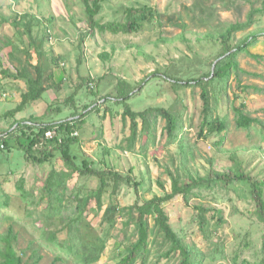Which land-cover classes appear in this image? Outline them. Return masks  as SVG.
Masks as SVG:
<instances>
[{
  "label": "rangeland",
  "instance_id": "374dc122",
  "mask_svg": "<svg viewBox=\"0 0 264 264\" xmlns=\"http://www.w3.org/2000/svg\"><path fill=\"white\" fill-rule=\"evenodd\" d=\"M194 1L105 0L102 11L97 16L100 23L122 20L123 8L138 6L140 2L150 4L161 13L160 24L145 22L136 32L114 34L109 30L90 31L80 0H0V114L14 108L21 98V92L26 89L25 82L15 79L13 74L20 65L19 61L26 64L28 56L25 49L28 48L33 64L40 62L46 74L49 70L52 71L54 85L50 86L39 101L26 107L27 110L22 112L26 113L25 117L29 114L35 117L45 114L47 120L65 118L74 111V106L67 102L72 92H75L76 106L81 108L84 102L90 100L86 97L82 85L87 76L93 78L89 86H94L96 78L105 75L94 88L95 91H100L101 95L114 94L116 84L120 79H124L132 89V95L126 99L132 110L166 107L180 116L183 126L181 136L188 142L193 152V158L189 162L191 172L197 171L204 175L210 168L209 158H213V165L216 167L228 170L230 167L236 168L240 165L256 179L264 178V130L257 127L236 128L233 109L244 102L247 113L264 120V59L257 60L245 53L239 54V65L244 70L239 75L242 85H252L253 88L259 89L250 87L243 91L232 79L226 94L218 96L217 110L220 115L227 114V130L214 133L207 138L198 136L202 117L200 88L189 86L174 88L162 78L163 68L173 59L184 56L193 58L195 52L197 56L207 61L211 60L220 49V45L218 42L205 41L198 36L208 29L218 33L230 22L245 20L251 6H261L262 0L250 2L233 0L228 9L221 8L220 3H217L216 9H211L209 4L214 0L202 1L204 12H199L197 7L196 11L208 26L200 25L198 21L192 24L186 16L185 7L192 5ZM25 12L32 13L41 22L32 28L33 39L16 32L10 23L16 13ZM50 16L53 17V23L46 28V19ZM179 17L190 26L184 28L180 26L183 21ZM47 29L48 36L44 33ZM257 29H264V14L257 16L255 23L247 31L237 32L234 42L240 40L248 31ZM181 32L184 33V39L180 38ZM38 48L40 54L37 52ZM248 49L251 53L264 56V35L259 36L256 43ZM103 53L107 54L106 59L102 58ZM52 58L58 60L54 62ZM205 65L208 63H204L203 66ZM2 69H7L8 74L3 73ZM205 69L207 70L208 66ZM151 75L154 77L150 78ZM50 82L52 81H47L48 84ZM235 94L237 97L233 101ZM102 100L97 103L101 105L100 111L89 112L79 125V141L70 147L76 156L75 162L79 163L83 158H88L94 162V167L115 169L124 175L130 174L129 170L133 168V175L137 180L141 179V183L138 189L132 184L120 185L115 200L122 206L149 199L153 195H162L164 192L158 184L160 176L165 189L170 190V180L161 166L166 164L170 166L171 162L178 164V151L175 143H167L166 133L162 129L164 120L161 117L156 119L154 144H149L146 138L139 136L135 148L129 151L126 138L131 133L130 119L122 118L124 104L115 103L110 97L105 104ZM48 106L51 107L49 110ZM150 117L153 120L154 116ZM2 125L7 126L8 120ZM140 127L141 120L138 119L139 134ZM223 133L222 144L215 145ZM19 141L25 143L24 138H20ZM6 142L8 147L0 149V216L6 214V217L0 222L5 227L15 220L14 229L19 233L17 246L25 247L29 241H33V246L38 247L37 244L46 242L43 229L53 227L43 219L46 202L38 200L43 180L51 170H65L69 173L70 169L57 155L50 161L35 163L25 158L24 149L18 146L13 137H7ZM144 142H147V146L142 145ZM144 150L147 152L146 155L143 154ZM20 177L25 180V198L16 189ZM65 185L64 207L60 217L63 223L75 214V202L71 201L69 194L76 189H80L81 193L93 191L97 189L99 180L95 176L81 177L78 172H70ZM5 194L9 197L7 206L3 205ZM103 197L107 203L109 192ZM199 202L221 209L227 219V223L213 233L210 240L205 239L198 229L194 205ZM163 206L170 216L174 229L182 234H190L196 245L208 255L209 258L205 259L204 264H233L229 257H226V253L230 254L236 248L239 241L236 236L242 237L244 233L251 239V247L240 256L248 258L250 260L248 264H255L253 252H258L262 246L261 234L264 224L257 218L246 183L234 182L223 190L192 189L187 203L183 195L178 194L163 202ZM85 216L86 219L81 223V254L85 252L84 246L94 244L97 236L105 235L106 228L100 223V215L94 216V212L88 211ZM214 220L212 219L211 223ZM54 221L56 228L62 225V222ZM152 224L153 220L150 219L149 225ZM121 229L122 219L119 217L110 235L104 236L106 243L101 257L91 264L119 263L118 253L122 249L118 247L117 242ZM58 236L64 237L65 231H59ZM218 243L225 250L224 257L218 258L214 253L215 244ZM40 252L44 254L41 264H49L58 249L46 242L44 246H40ZM71 259L69 264H74V257ZM174 262L173 259L169 261L164 257L160 260V264Z\"/></svg>",
  "mask_w": 264,
  "mask_h": 264
},
{
  "label": "trees",
  "instance_id": "16d2710c",
  "mask_svg": "<svg viewBox=\"0 0 264 264\" xmlns=\"http://www.w3.org/2000/svg\"><path fill=\"white\" fill-rule=\"evenodd\" d=\"M104 1L80 0L87 27L92 32L97 29L100 32L109 30L114 34L119 32L129 33L136 32L145 22L160 24L161 13L145 2H140L138 6L124 7V15L120 21L100 23L97 16L102 11ZM202 1L206 2L208 0H195L192 5L186 6V16L192 24L198 21L200 25L208 26L206 21L196 11L197 7L199 12H204L201 6ZM232 1L214 0L213 2L210 1L209 6L211 9H216L217 3H220L221 8L228 9ZM246 1L250 2V0ZM263 14L264 0H262L261 6H251L246 13L245 20L230 22L218 33H214L209 29L207 32L201 33L198 38H203L205 41L212 43L218 42L220 45V49L211 60L207 61L197 56V53L194 52L193 56L195 57L184 56L179 59H173L163 68L162 78L171 87L181 88L189 86L200 88L202 117L198 136L207 138L209 135L222 133L227 130V114L220 115L217 110L218 96L222 97L226 94L232 79L237 82V86L243 91L250 87L253 88L252 85H242L241 83L239 75L244 70L239 65L238 57L240 53H245L257 60L264 59V56L251 53L248 49L256 43L259 36L264 35V29L250 30L237 42H234V39L237 32L247 31L255 23V18ZM179 18L182 20L181 17ZM182 21L183 24L181 23L180 26L183 28L190 26L184 20ZM10 23L16 32L21 35L26 34L33 39L32 28L41 22L32 13L25 12L16 13ZM46 23V28H49L53 23V17L47 18ZM44 33L48 36V29ZM180 38L184 39L183 32H181ZM161 39L163 40V38ZM32 41L34 42V40ZM25 52L28 56L25 61L26 64L19 61L20 65L16 68L13 76L17 80H23L26 84V89L21 92V98L14 108L0 114V117L4 120H8L7 126H0V149L8 147L6 138L11 136L15 139L18 146L24 149L26 159H31L39 164L50 161L57 155L62 159L64 165L70 169V172H78L81 177L95 176L99 180L97 189L93 191L81 193L80 189H76L69 194L71 201L75 202V214L71 217L68 216V220L64 223L60 217L64 207L66 177H69L70 172L51 170L43 180L38 200L46 202L43 210V219L44 222H48L53 226L50 229H43V236L47 243L53 244L58 249L49 264H58L59 262L60 264H69L73 257L74 264H78V262L79 264H91L97 261L105 249L106 238L104 236L110 235L119 217L122 219V229L117 243L122 250L120 249L121 251L118 253L120 257L118 264H160L162 257L169 261L173 259L175 261L174 264H204L208 255L196 245L190 234H182L174 229L170 216L163 206V202L178 194H182L184 201L187 203L188 195L192 192V189L213 188L223 190L234 182H244L249 186L250 199L255 206L254 211L257 218L264 224V178L256 179L240 165L236 168L230 167L228 170L223 167H216V165H213V158H209L210 168L204 175H200L197 171L195 173L191 172L189 162L193 158V152L188 142H185L183 136H181L183 126L180 116L166 107H148L139 111L132 110L126 103V99L132 95V89L130 84L124 79L118 81L114 94L101 95L100 91H95L94 88L97 82L104 79L105 75L96 78L94 86H89L93 78L91 76L85 77L82 85L85 88L86 97H89L90 100L84 102L79 108L75 104V92H72L68 96L67 102L74 106V111L61 120H47L45 119V114L29 118H15L18 112L23 111L26 106L39 101L42 95L51 88L50 86L54 85L52 71L50 72L49 70L46 74L45 68L40 62L33 64L30 61L28 48L25 49ZM37 52L40 54L39 48ZM102 58L106 59L107 54L103 53ZM52 60L55 62L58 59L52 58ZM215 60L217 62L211 75L212 64ZM206 62L208 65L203 66ZM206 66H208L207 70L205 69ZM45 67H48V65H45ZM7 69H2L1 71L8 74ZM153 77L154 75L150 76V78ZM48 80L52 82L48 84ZM109 97L115 103L124 104L121 113L122 118L125 120L129 117L130 119L131 133L126 138L129 151L135 148L136 139L139 136L146 138L149 144H154L156 139V119L161 117L164 120L165 123L162 129L166 133L167 143H175L177 146L178 164L171 162L170 166L167 164L161 166L163 167L162 171L170 180V190H166L161 176L158 178V184L164 192L162 195H153L149 199L122 206L115 200V195L119 191L120 185L123 183L132 184L135 189H138V185L141 183V179L137 180L133 175V168H130V174L124 175L115 169L94 167V162L88 158H83L79 163L75 162L76 156L71 152L70 147L73 143L79 141V133L76 136H73L72 133L78 132L80 123H83L84 117L89 112L100 111L101 105L97 103L101 99H103L102 101L105 104ZM236 97L237 94H235L233 101ZM213 99L214 101H212ZM50 108V106L47 107L48 110ZM233 109L236 128L250 129L257 127L264 130V120L247 113L244 102H241ZM150 116H154L153 120ZM138 119L141 120V134H139L138 130ZM48 130H55V135L52 138L45 136ZM20 138H24L25 143L22 144L19 141ZM223 139L224 133L215 142V145L220 146ZM147 142L142 145L147 146ZM143 154L146 155L147 152L144 150ZM24 184V178L20 177L17 180L16 189L23 198L26 197ZM108 192L109 200L106 203L103 196ZM8 200V194H5L4 206H7ZM194 209L197 212L198 229L207 240H210L211 235L216 233L223 224L227 223L223 211L215 206H205L202 202H199L194 205ZM88 211L94 212V216L100 215V223L106 227L105 235L97 236L94 244L84 246L85 252L81 254V223L86 219L85 213ZM5 217L6 214H2L0 220L5 219ZM7 217L12 219L10 216ZM150 219L153 220L151 226L149 225ZM212 219L215 220L211 223ZM54 220L62 222V225L56 228ZM15 223V220H13L12 223L9 222L3 227L0 222V264H41L44 254L40 252V246H44L46 242L39 243L40 245L37 244L38 247L33 246V241H29L25 247L17 246L19 233L14 229ZM59 231H65V236L59 237ZM261 235L262 246L258 252H253L255 264H264V226ZM216 238L218 239V237ZM236 239H239L236 248L230 254L226 253V257H229L233 264L250 263L248 258H241L240 255L251 247V239L247 236V233H244L242 237L236 236ZM215 246L214 253L217 257H224L225 250L222 245L218 243Z\"/></svg>",
  "mask_w": 264,
  "mask_h": 264
},
{
  "label": "crops",
  "instance_id": "0c3cea01",
  "mask_svg": "<svg viewBox=\"0 0 264 264\" xmlns=\"http://www.w3.org/2000/svg\"><path fill=\"white\" fill-rule=\"evenodd\" d=\"M30 105H31V104H30ZM30 105H28V106H30ZM26 107H27V106H26ZM26 107H25V109H24L23 111H26V110H27ZM23 111L18 112V113L15 115V118L20 119V118H29V117H32V116H33V115H30V114H29L28 117H27V116L25 117V114H26V113L23 114V113H22ZM5 121H6V120H4L3 118H1V119H0V126H1L2 123L5 122Z\"/></svg>",
  "mask_w": 264,
  "mask_h": 264
},
{
  "label": "built area",
  "instance_id": "2783aa9c",
  "mask_svg": "<svg viewBox=\"0 0 264 264\" xmlns=\"http://www.w3.org/2000/svg\"><path fill=\"white\" fill-rule=\"evenodd\" d=\"M77 131L73 132L72 135L73 136H76L77 135ZM55 135V130H48L46 133H45V136L47 138H52L53 136Z\"/></svg>",
  "mask_w": 264,
  "mask_h": 264
},
{
  "label": "water",
  "instance_id": "95a60500",
  "mask_svg": "<svg viewBox=\"0 0 264 264\" xmlns=\"http://www.w3.org/2000/svg\"><path fill=\"white\" fill-rule=\"evenodd\" d=\"M216 62H217V60H215V61L213 62V64H212V73H211V75L213 74V70H214V66H215Z\"/></svg>",
  "mask_w": 264,
  "mask_h": 264
}]
</instances>
